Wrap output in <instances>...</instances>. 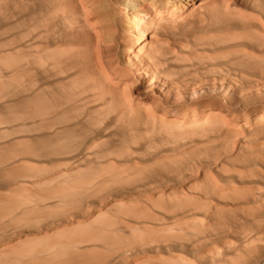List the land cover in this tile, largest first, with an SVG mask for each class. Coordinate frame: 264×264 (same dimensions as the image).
Returning <instances> with one entry per match:
<instances>
[{
	"label": "rangeland",
	"instance_id": "rangeland-1",
	"mask_svg": "<svg viewBox=\"0 0 264 264\" xmlns=\"http://www.w3.org/2000/svg\"><path fill=\"white\" fill-rule=\"evenodd\" d=\"M0 264H264V0H0Z\"/></svg>",
	"mask_w": 264,
	"mask_h": 264
},
{
	"label": "bare ground",
	"instance_id": "bare-ground-1",
	"mask_svg": "<svg viewBox=\"0 0 264 264\" xmlns=\"http://www.w3.org/2000/svg\"><path fill=\"white\" fill-rule=\"evenodd\" d=\"M136 47H137L138 49H140V45H137Z\"/></svg>",
	"mask_w": 264,
	"mask_h": 264
}]
</instances>
